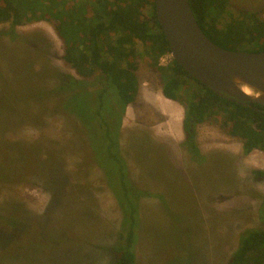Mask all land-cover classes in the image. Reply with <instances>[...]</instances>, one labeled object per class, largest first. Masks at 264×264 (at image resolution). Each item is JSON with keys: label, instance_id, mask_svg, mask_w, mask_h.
I'll return each mask as SVG.
<instances>
[{"label": "rangeland", "instance_id": "obj_1", "mask_svg": "<svg viewBox=\"0 0 264 264\" xmlns=\"http://www.w3.org/2000/svg\"><path fill=\"white\" fill-rule=\"evenodd\" d=\"M229 1L230 11L264 20V0ZM10 31L0 25V264H111L123 208L79 123L62 113L67 94L53 78L80 77L51 23ZM137 75L119 141L130 189L148 193L139 199L136 264H228L244 231L264 229V180L255 174L264 152L244 155L240 139L207 122L196 127L198 163L182 146L184 107L162 98L143 61Z\"/></svg>", "mask_w": 264, "mask_h": 264}, {"label": "trees", "instance_id": "obj_2", "mask_svg": "<svg viewBox=\"0 0 264 264\" xmlns=\"http://www.w3.org/2000/svg\"><path fill=\"white\" fill-rule=\"evenodd\" d=\"M189 1L200 28L213 43L233 51H264V20L259 13L232 12L229 0ZM41 21L54 26L65 46L63 60L80 77L53 76L57 90L67 94L61 111L79 123L83 144L92 151L123 208L111 264H136L139 199L148 193L130 189L119 141L126 109L139 96L140 61L158 74L163 96L184 107L187 139L182 146L198 163L205 158L196 142V127L207 122L240 139L244 155L264 152V107L208 89L174 60L160 66L170 50L156 17L155 0H0V25L9 24L10 34L15 35L17 27ZM94 79L97 82H89ZM91 121L99 126L98 132ZM255 174L264 180V172ZM260 214L264 220V205ZM228 264H264V229L244 231Z\"/></svg>", "mask_w": 264, "mask_h": 264}, {"label": "water", "instance_id": "obj_3", "mask_svg": "<svg viewBox=\"0 0 264 264\" xmlns=\"http://www.w3.org/2000/svg\"><path fill=\"white\" fill-rule=\"evenodd\" d=\"M155 11L170 55L193 79L239 102L264 107V51H233L213 43L189 0H155Z\"/></svg>", "mask_w": 264, "mask_h": 264}, {"label": "built area", "instance_id": "obj_4", "mask_svg": "<svg viewBox=\"0 0 264 264\" xmlns=\"http://www.w3.org/2000/svg\"><path fill=\"white\" fill-rule=\"evenodd\" d=\"M172 60V56L167 54L160 59V66H167Z\"/></svg>", "mask_w": 264, "mask_h": 264}, {"label": "crops", "instance_id": "obj_5", "mask_svg": "<svg viewBox=\"0 0 264 264\" xmlns=\"http://www.w3.org/2000/svg\"><path fill=\"white\" fill-rule=\"evenodd\" d=\"M161 96L162 95H159L155 100L156 101H158L159 102V100L160 101H163L162 99H161ZM162 98H164V99H166V100H169V99H167V98H165L164 96H162ZM170 102H173V101H171V100H169ZM164 102V101H163ZM174 106V105H173ZM175 107V111L178 109L176 106H174ZM175 111H172L171 109L169 110V113H175Z\"/></svg>", "mask_w": 264, "mask_h": 264}, {"label": "bare ground", "instance_id": "obj_6", "mask_svg": "<svg viewBox=\"0 0 264 264\" xmlns=\"http://www.w3.org/2000/svg\"><path fill=\"white\" fill-rule=\"evenodd\" d=\"M167 101H169V100H167ZM157 104H159L160 106H161V105L166 106V105H164V104H166V103L163 102V101H160V100H159V102H157ZM167 105L169 106V108H170L172 111H175V107H174L172 104H167Z\"/></svg>", "mask_w": 264, "mask_h": 264}, {"label": "flooded vegetation", "instance_id": "obj_7", "mask_svg": "<svg viewBox=\"0 0 264 264\" xmlns=\"http://www.w3.org/2000/svg\"><path fill=\"white\" fill-rule=\"evenodd\" d=\"M114 120V123L116 124V117L113 119ZM192 132V131H191ZM193 133V132H192ZM187 137V135H186V133L184 132V139H183V143L186 141V138Z\"/></svg>", "mask_w": 264, "mask_h": 264}]
</instances>
